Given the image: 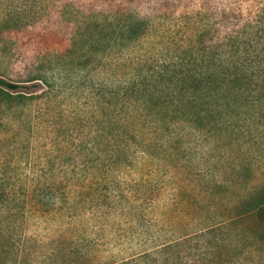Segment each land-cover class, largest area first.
<instances>
[{
    "label": "rangeland",
    "instance_id": "obj_1",
    "mask_svg": "<svg viewBox=\"0 0 264 264\" xmlns=\"http://www.w3.org/2000/svg\"><path fill=\"white\" fill-rule=\"evenodd\" d=\"M128 1L0 0V78L45 66L49 86L21 89L22 100L0 93V186L17 199L0 205V264L122 262L213 227L216 240L201 239L186 259L264 264V223L245 213L264 192V118L234 105L199 124L184 109L141 105L137 136L104 139L101 90L125 87L130 73L116 64L143 57L151 72L152 63L180 60L203 26L173 8L127 48L88 65L94 57L82 37L98 28L80 25L82 17L127 11Z\"/></svg>",
    "mask_w": 264,
    "mask_h": 264
},
{
    "label": "trees",
    "instance_id": "obj_2",
    "mask_svg": "<svg viewBox=\"0 0 264 264\" xmlns=\"http://www.w3.org/2000/svg\"><path fill=\"white\" fill-rule=\"evenodd\" d=\"M128 2L131 4L129 10L118 14L82 17L80 25L86 24L89 30L91 27L98 28L97 34L88 35L89 39L82 37L85 41L82 51L85 50L94 57V60L86 61L88 65L95 62V55L99 52L111 53L115 47L120 51L127 48L130 43L147 33L151 20L175 14L173 8L185 9L176 15L182 19L197 20L203 26L197 30L195 38L186 49V56H182L180 60L170 59L173 62L170 61L167 65L163 63L162 66H158L159 62L152 63L151 72L145 71L149 61L143 57L123 65L120 62L116 64L118 69L128 67L130 73L124 76V81L119 82L126 83L125 87L118 90L104 87L101 90L99 103L106 117L100 127L106 141L115 134L121 138H128L133 134L137 136L135 124H139L145 117L140 113L141 105L146 110L153 108L160 111V108L166 112L173 111L174 114L184 109L189 112L190 118H187L199 124L205 118L211 119L209 114L213 109L235 107L234 105L237 109H252V120L264 118V0ZM142 4L148 6L146 10L135 7ZM187 5L191 10L186 11ZM208 39L215 43L209 47L204 45ZM187 55L190 56V61L186 60ZM82 57L86 55L83 54ZM179 64L182 65L180 70ZM46 68H36L21 80L8 81L0 78V93H6L7 90L17 96L14 98L9 95L10 99L22 100L23 88H37L40 87L39 83L49 87ZM219 96L226 101L220 100ZM200 111H204L207 116L202 117ZM125 112L127 114L122 116ZM112 157H115V164L119 163L115 154ZM15 194L13 189L1 185L0 205L17 200ZM247 207L246 215H257L261 223H264V192L259 197L255 196V200L248 203ZM218 230L219 228L213 227L200 235L184 237L152 252L109 264H201L204 258L190 261L186 259V251L199 249V241L210 235L214 242ZM9 241L12 242V238ZM201 254L209 253L205 251Z\"/></svg>",
    "mask_w": 264,
    "mask_h": 264
}]
</instances>
